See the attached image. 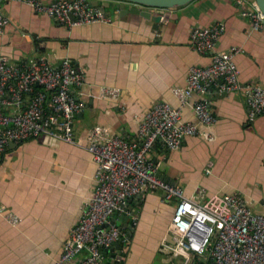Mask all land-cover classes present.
Masks as SVG:
<instances>
[{
  "label": "crops",
  "instance_id": "crops-1",
  "mask_svg": "<svg viewBox=\"0 0 264 264\" xmlns=\"http://www.w3.org/2000/svg\"><path fill=\"white\" fill-rule=\"evenodd\" d=\"M245 1L248 5L250 0ZM107 3L111 4L104 13L109 22L66 26L18 0H0L10 19L0 35V54L14 62L44 56L54 65L62 57L70 58L85 74L81 98L87 103L74 117L78 145L42 134L6 149L0 163V264H54L58 260L94 190L96 164L84 148L87 131L104 126L133 140L139 121L154 103L179 106L175 89L185 86L189 68L211 60L210 54L190 47L192 27L223 23L225 31L216 51L240 47L235 61L241 84L264 87V26L254 30L235 0H192L167 10L169 17L158 29L139 15L120 14L116 0H98V7ZM216 87L218 83L203 96L211 102L216 119L209 128L200 126L201 131L210 130L213 139L196 135L186 137L178 149L155 146L152 157L157 173L196 201L238 192L253 211L261 213L264 115L249 118L240 92L220 97L212 90ZM104 88L118 92L107 94ZM199 98L197 94L192 97ZM183 117L196 120L189 106L183 108ZM209 162L211 173L206 174ZM175 203V199L167 201L159 189L133 199L138 224L121 249L122 264H211L205 254L190 257L161 249L163 241H171L169 224ZM8 214L18 221L12 223ZM85 254L78 252L68 264Z\"/></svg>",
  "mask_w": 264,
  "mask_h": 264
},
{
  "label": "built area",
  "instance_id": "built-area-1",
  "mask_svg": "<svg viewBox=\"0 0 264 264\" xmlns=\"http://www.w3.org/2000/svg\"><path fill=\"white\" fill-rule=\"evenodd\" d=\"M18 1L66 26L110 21L91 0ZM235 4L254 30L264 26V14L255 0L248 5L245 0H235ZM9 22L0 7V35ZM224 31L221 22L192 27L189 45L200 54H210V63L189 68L185 86L175 89L179 106L159 101L143 114L135 139L111 133L104 126L87 131L84 148L96 164L94 190L54 264H68L82 250L86 254L74 264H110L106 261L108 254L114 253L110 248L117 242L126 246L130 240L128 230L115 221L128 217L131 227L137 226L131 202L158 189L167 201L176 200L169 224L171 241H163L162 250L170 248L171 254L184 252L190 257L205 254L211 264H264V211H253L238 192L216 193L202 202L187 197L181 187L157 173L152 157L157 145L172 150L180 148L189 136L213 139L211 131H201L200 126L209 128L216 119L211 102L203 96L217 83L220 92L241 93L249 118L264 115V87L240 82L235 61L240 47L216 51ZM84 85V72L68 57L54 65L44 56L14 62L0 54V163L11 143H23L42 134L78 145L73 125L74 117L87 106L81 98ZM102 91L118 92L114 88ZM196 94L200 98L193 100ZM186 106L192 108L195 121L184 119ZM211 167L212 163H207L206 174L211 173ZM6 217L12 223L18 221L14 215Z\"/></svg>",
  "mask_w": 264,
  "mask_h": 264
},
{
  "label": "water",
  "instance_id": "water-1",
  "mask_svg": "<svg viewBox=\"0 0 264 264\" xmlns=\"http://www.w3.org/2000/svg\"><path fill=\"white\" fill-rule=\"evenodd\" d=\"M192 0H116V2L119 3V13L120 14H126L128 12L136 14L141 16L143 19H146L152 23L153 29H158L159 24L161 22H165L168 17L169 13L167 10L172 8H177L180 6H183ZM260 8V10L264 14V0H255ZM93 5L98 6V0H91ZM111 3H107L103 5L102 7H99L103 12H105V9L110 6ZM130 5L132 7H130ZM156 11H154V10ZM166 10V11H165ZM162 11V12H161ZM222 81H219V84H221ZM212 90L216 91V95L223 97L227 94L226 91H221V93H217L219 88H213ZM141 196L138 195L135 198H140ZM136 212V210L134 211ZM130 219L128 217H120L118 220L115 221V224L118 227H122L124 229L128 230V234L131 235L133 232V228L130 225ZM125 245H121L120 243H115L110 250L114 253L108 254V258H106V261L110 264H122V258L124 256V253L121 251L122 247Z\"/></svg>",
  "mask_w": 264,
  "mask_h": 264
},
{
  "label": "rangeland",
  "instance_id": "rangeland-1",
  "mask_svg": "<svg viewBox=\"0 0 264 264\" xmlns=\"http://www.w3.org/2000/svg\"><path fill=\"white\" fill-rule=\"evenodd\" d=\"M171 200H174V198H172ZM171 200H170V201H171Z\"/></svg>",
  "mask_w": 264,
  "mask_h": 264
}]
</instances>
